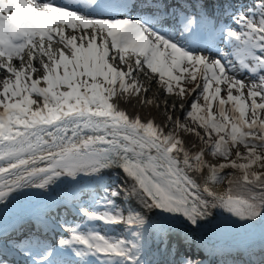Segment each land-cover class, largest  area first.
Wrapping results in <instances>:
<instances>
[{"label":"snow or ice","instance_id":"1","mask_svg":"<svg viewBox=\"0 0 264 264\" xmlns=\"http://www.w3.org/2000/svg\"><path fill=\"white\" fill-rule=\"evenodd\" d=\"M137 74L195 127L128 115ZM61 184L83 224L16 205ZM216 209L264 264V0H0V264H201Z\"/></svg>","mask_w":264,"mask_h":264},{"label":"bare ground","instance_id":"2","mask_svg":"<svg viewBox=\"0 0 264 264\" xmlns=\"http://www.w3.org/2000/svg\"><path fill=\"white\" fill-rule=\"evenodd\" d=\"M38 63V61H37ZM42 73H37L36 75H41ZM138 75V78H139V81L140 83L146 87L148 89V91L145 93V92H141L139 96H133V97H128V103H124L123 101L120 102L119 106L122 108V109H125L127 111V114L130 115V116H133L135 114H139L140 118L142 120H147L149 118H154L155 119V122L157 124H163L165 123V111L163 112L162 109L163 108H166L165 106V101L168 102L167 104V109H169L170 107H172L173 104H175V108L172 110H177L178 106H180L181 104H179L178 102L174 101L171 97H165L164 96V92L161 91V89H157V88H152V86H150V79L147 77H145L144 75L142 74H137ZM185 82V81H184ZM194 84V83H192ZM195 86V84H194ZM186 89H191L192 86H190L187 82H186ZM224 96V95H223ZM141 98H143L144 101H148V100H154V103L149 105L147 103H141ZM202 101L203 100V97H201ZM203 104V103H202ZM215 104V102H214ZM226 107V106H225ZM227 109V108H226ZM175 115V114H173ZM174 127L173 124H169V127L168 129L166 130H172V128ZM191 127V126H190ZM182 138L185 139L186 141V144H190L191 142L187 139L186 136H184L182 134ZM202 145H200L198 142H197V147H201ZM206 160H208V162L211 164V157L209 154H206ZM207 173H205L206 175ZM198 179V182L201 183V187L204 186V181L203 179L199 176V174H197V177ZM207 186L216 194H221L222 193V189L224 188L222 186V184H214V183H208ZM34 193L37 192L38 190H33ZM74 190H71V193L73 192ZM224 191V189H223ZM29 197H39V196H29ZM30 199L29 198H26V197H19L16 201V205L17 206H22L24 204L25 201H29ZM40 201H46V199L44 197H40L39 198ZM46 204V203H45ZM71 209L76 213V210L75 208H73L71 206ZM60 209H58L56 212L51 209H48V212H49V215L53 218H64V214H62V212H59ZM214 213H215V218H217L215 221L213 220L212 224L211 225H208L211 227H217L216 228V237H219V239H221L222 237H224L225 235H228V234H232V233H240L238 232L237 230L235 229H227V228H222V227H219L220 225H223L225 224L229 219H234V218H230L229 217V214L224 212L222 209H216L214 210ZM150 215H152L151 213H149ZM79 215V214H78ZM80 216V215H79ZM206 226V227H208ZM209 228V229H210ZM208 234V233H207ZM210 235V234H208ZM49 237V235H48ZM232 237V236H231ZM60 238V237H59ZM58 238V239H59ZM50 240H52V237H49ZM202 247V246H201ZM247 258H248V254L245 253L244 254Z\"/></svg>","mask_w":264,"mask_h":264},{"label":"rangeland","instance_id":"3","mask_svg":"<svg viewBox=\"0 0 264 264\" xmlns=\"http://www.w3.org/2000/svg\"><path fill=\"white\" fill-rule=\"evenodd\" d=\"M147 79H148V77H147ZM248 79H250V77H246V80H248ZM150 80H152L151 83H150V86H152L153 89H154V88H157V89H161V91H162V88H161L159 85H156V84H157L156 80L153 81V78L150 79ZM186 82H187L190 86H192V88L195 87L194 84L189 83L187 80H185V82H184V81L182 82L184 87H186ZM233 94H234V95L236 94L235 91H233ZM244 94H245V97H246V95H247V89H244ZM197 95H198V93H197V94H194L192 97H187V96H186V97L182 100V99H180V98H178V97H176V96H174V95H166V94L164 93V96H165V97H171L174 101L178 102L179 104H184L185 101H189V102H190L192 99H196ZM221 95H222V96H223V95L226 96V92H225V91H222V92H221ZM201 97H202V96L199 97V99H198V103H200L201 105H203L205 102L201 100V99H202ZM258 102H259V101H258ZM202 103H203V104H202ZM249 104H250V101H249ZM230 107H231L230 105H226V108H230ZM162 111H163V112L165 111V115H166V108H163ZM213 111H214V112L216 111L215 107L213 108ZM167 114H170V115L173 117V119H175L176 117H180V118H181V123H187V124H189V126H191V127H195V125H193V124L191 123L190 120H185V119L183 118V116L181 115L180 106H178V108H177L176 111H175V110H172V107H170V108L168 109ZM173 114H175V115H173ZM197 130L202 132V130H200V129H197ZM213 138H214V137H213ZM243 151H244V149L241 147V152H243ZM209 155H210V154H209ZM210 157H211V155H210ZM220 162H221V160H219L218 158H213V157H211V164H217V165H218ZM238 162H240V161H238ZM225 170H226V169H225ZM254 170L260 171V169H254ZM226 179H229V177H228L227 175L224 176V181H223V183H221L222 186L224 187V188H223L224 191H225V189H226V185H225V183H224ZM223 189H222V191H223ZM224 191H223V192H224ZM148 215H149V214H148ZM205 232H206V235H205V236H202L203 238H200L202 243H205L206 241H208V239H211V238H212V234H211L208 230H205ZM207 233L210 234V235H208ZM116 234H117V235H121L122 233L120 232L119 229H116ZM123 234H124V233H123ZM227 236H228V238H227ZM231 236H232L231 234H228V235L222 237V239H223V240H227V241H229V240H236V239H241V238H243V239H246V240L248 241V238H247L244 234H243V236H240V238H235V236H232V237H231ZM204 246H205V245H203L202 247L199 246V245H196L197 252H194V255L197 256V255L204 254V252H203V248H204ZM186 248H187V247H186ZM198 251H199V252H198ZM194 258H195V257H194ZM203 260H205V259H203ZM203 260H202V261H203ZM208 260H209V259H207V262L209 263ZM203 262L206 263V261H203Z\"/></svg>","mask_w":264,"mask_h":264},{"label":"water","instance_id":"4","mask_svg":"<svg viewBox=\"0 0 264 264\" xmlns=\"http://www.w3.org/2000/svg\"><path fill=\"white\" fill-rule=\"evenodd\" d=\"M216 219H217V218H215V220H216ZM206 225H207V224H205V226H206ZM205 226H204V227H205ZM215 250H217V248H215L214 251H215Z\"/></svg>","mask_w":264,"mask_h":264}]
</instances>
